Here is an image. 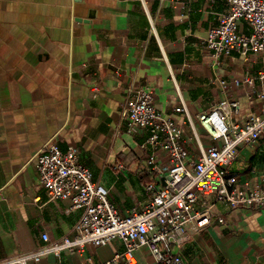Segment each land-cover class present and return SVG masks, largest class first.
<instances>
[{
  "label": "crops",
  "instance_id": "crops-1",
  "mask_svg": "<svg viewBox=\"0 0 264 264\" xmlns=\"http://www.w3.org/2000/svg\"><path fill=\"white\" fill-rule=\"evenodd\" d=\"M229 9L226 0H0V261L34 253L29 264H102L124 250L115 238L82 252L37 253L45 233L73 237L82 212L48 199L35 159L52 139L63 151L75 146L122 214L142 209L156 174L143 146L148 130L126 129L132 90L154 92L193 159L220 143L199 114L225 99L239 101V121L264 110L262 82H241L264 69V53L215 57L204 41ZM240 29L250 33L244 22ZM182 103L188 114L176 110ZM231 172L241 185L264 174V138L240 147ZM215 214L174 245L182 264H264V208L218 203ZM135 258L156 264L146 246Z\"/></svg>",
  "mask_w": 264,
  "mask_h": 264
},
{
  "label": "built area",
  "instance_id": "built-area-1",
  "mask_svg": "<svg viewBox=\"0 0 264 264\" xmlns=\"http://www.w3.org/2000/svg\"><path fill=\"white\" fill-rule=\"evenodd\" d=\"M226 1L229 11L221 14L219 24L209 29L204 39L208 49L215 57L233 51L245 59L250 53H264V0ZM243 22L250 33L240 29ZM256 78L262 82L258 96L264 99V69L256 77L245 75L241 82L253 85ZM96 90L94 87V95ZM176 110L188 114L185 103ZM239 112L238 100L225 99L199 114L202 126L220 143L202 149L193 159L183 143L182 126L157 109L154 92L132 90L126 101V129L148 130L143 146L151 150L148 165L156 178L147 186L152 193L148 203L127 214L109 199L108 189L95 182L93 171L80 161L75 146L63 151L55 139L48 141L35 159L48 199H67V212L82 213L73 237L50 241L45 233L43 238L48 243L37 253L82 252L87 244L99 246L120 238L124 250L102 264H135V251L143 246L156 264H182L174 245L186 239L190 227L194 231L206 228L216 217L218 203L231 208H264V174L241 185L231 172L240 147L264 138V110L242 121L234 119ZM217 219L224 222L223 217ZM33 255H19L0 264H29ZM85 264L94 263L88 260Z\"/></svg>",
  "mask_w": 264,
  "mask_h": 264
}]
</instances>
